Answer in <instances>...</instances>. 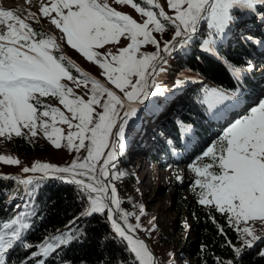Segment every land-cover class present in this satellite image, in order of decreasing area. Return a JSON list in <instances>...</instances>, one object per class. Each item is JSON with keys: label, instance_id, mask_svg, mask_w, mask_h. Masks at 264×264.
<instances>
[{"label": "snow or ice", "instance_id": "snow-or-ice-1", "mask_svg": "<svg viewBox=\"0 0 264 264\" xmlns=\"http://www.w3.org/2000/svg\"><path fill=\"white\" fill-rule=\"evenodd\" d=\"M114 2L130 5L145 19L137 22L111 7L108 0H48L39 9L67 45L97 64L113 87L83 72L67 57L54 55L59 51L55 37L35 31L26 22L32 18L31 13L21 18L14 10L0 9V137L29 138L40 132L56 148L65 141L69 151L80 153L83 149L87 153L65 167L34 163L22 169L33 175L0 177L15 180L24 190L23 205L16 204L11 216L0 217V264H7L6 257L17 247L27 254L28 264H48L54 254L58 256L72 242L81 241L85 234L76 227L77 221L93 214H106L111 231L131 256L128 264H156L145 242L135 235L142 227L143 205L134 216L136 222L130 223L129 217L134 214L122 209L112 183L119 179L112 169L118 157L125 154L127 131L134 128V118H138L144 101L164 94L158 78L167 71L168 57L174 51L199 43L202 51L215 55L244 10L257 12V6L264 7V0H166L173 12L168 15L156 0H142L146 6L134 0ZM153 9H159L158 13ZM202 22L206 23V34ZM169 25L173 34L161 46L153 33H163ZM121 38L129 43L115 52L99 51L118 44ZM145 44L153 45L155 51H141ZM72 68L79 76L71 74ZM233 71L239 80V69ZM62 80L72 81L77 88L90 84L88 98L76 95ZM47 96L56 97L70 116L45 104L41 98ZM230 99L232 96L212 89L206 93L205 102L211 109ZM57 123L67 125L66 134ZM205 158L209 162H204ZM0 161L19 164L17 159L5 156H0ZM189 169L196 177L192 190L197 203L226 217L227 227L237 233L240 247L226 238L236 258L227 264H239L246 249L264 240V98L224 129ZM49 179L74 184L86 204L65 230L57 229L34 244L26 238L37 216L34 203L29 201H34L40 184ZM210 219L216 224L214 217ZM256 222L262 226L260 234ZM218 229L223 235L225 229ZM259 255L264 257V250Z\"/></svg>", "mask_w": 264, "mask_h": 264}, {"label": "trees", "instance_id": "trees-1", "mask_svg": "<svg viewBox=\"0 0 264 264\" xmlns=\"http://www.w3.org/2000/svg\"><path fill=\"white\" fill-rule=\"evenodd\" d=\"M134 2L137 3L138 0ZM258 9L259 13L264 11L263 8ZM246 16V22L239 20L241 24L237 28V37H225L218 45L217 54L206 53L198 48L199 43H194L181 50L180 55L174 59L176 64L221 88L233 91L241 87L249 94L250 90L256 88L258 70L264 65V34L257 22L253 23L255 17L250 14ZM201 27L205 29L206 34V23L202 22ZM33 29L37 31L36 27ZM202 39L203 35L200 37L201 41ZM250 67L253 73L249 70ZM233 68L241 72L239 80L231 73ZM190 89L192 88L188 89L190 93L187 92V96L181 97L178 105L173 107V117L156 120L153 127L148 129L155 145L139 152L162 167L172 168L190 163L204 145L210 144L206 139L215 138L214 129L218 132L221 128L208 117L207 104L202 93L198 90L192 92ZM182 126H192L197 138L204 133L201 143L188 142L183 146ZM6 143L11 150L22 154H47L50 151L48 142L39 144L23 137L8 139ZM175 148H182L178 156L172 154V149ZM122 165L125 166L123 162ZM12 185H5L0 179V217L11 216L16 204L23 205V201H6ZM175 185L180 195L179 209L183 210L188 220L185 233L188 246L183 249L182 255L184 258H191V262L186 261L185 264H227V261L235 260L234 251L228 246L226 238L231 240L235 247L240 241L237 233L227 227L226 217L216 213L214 209L210 211L199 205L194 192L184 195L183 192L187 190V187L183 186L184 183ZM29 203H34L37 216L33 218L34 227L26 238L35 244L47 234H55L57 229L64 230L65 225L84 210L86 201L81 200L75 185L49 179L40 184L34 201ZM210 216L215 218L216 224ZM218 226L225 229L223 235ZM76 227L85 234L81 241L72 242L63 248L58 256L54 254L48 259V264H128L131 256L125 251V245L111 231L106 214L83 217L77 221ZM179 228L182 230V227ZM261 250H264V240L253 248L246 249L239 264H264V257L259 255ZM6 261L7 264H20L21 261L28 264V256L17 247L6 257Z\"/></svg>", "mask_w": 264, "mask_h": 264}, {"label": "rangeland", "instance_id": "rangeland-1", "mask_svg": "<svg viewBox=\"0 0 264 264\" xmlns=\"http://www.w3.org/2000/svg\"><path fill=\"white\" fill-rule=\"evenodd\" d=\"M156 2L164 7L168 15H173V12L167 8L166 0H156ZM44 3H48V0H0V9L14 10L15 14L21 18H25L31 13L32 18L27 19L26 22L33 28L36 27L38 33H41L44 36L55 37L56 43L59 45V51H54V55H63L67 57V59L73 61V63L83 72L99 80L101 83H104L106 86L113 87L108 84L106 78L101 75L103 70L100 69L97 64L88 61L79 52L67 45L66 39H64L60 31L50 23V19L40 14L39 9L41 4ZM108 3L115 10L131 16L133 19L137 20V22L142 23L143 19H145L144 17H141L140 14L136 13L130 5L117 4L114 0H108ZM137 3H140L141 6H146L143 4L142 0H138ZM257 7L264 9V7ZM153 10L157 13L159 11V9ZM248 14L255 17L253 23L255 24V22H257L264 34V11L262 10L261 13H259L244 10L234 27L228 32L226 36L227 38L237 37V28L241 24L239 20L246 22V15ZM172 34L173 29L170 25L167 26L166 31L163 33H153L154 37L161 43V46L166 40L171 38ZM127 43H129L128 40L121 38L118 44L106 45L105 48L99 49V51L115 52L117 48L124 47ZM198 48L201 49L199 46ZM141 51L150 53L155 51V47L150 44H145L142 46ZM165 67L167 71L162 73L158 78L164 94L152 96L150 106L143 109L140 113L138 112V118H134V128L127 131L125 154L122 156L120 165L115 170V173L119 175V179L112 182L117 187V193L121 201L122 209L134 214L129 217L130 223L136 222L134 216L139 214V206L143 205L144 215L141 217L140 221L142 227L137 230V232L148 239L151 247L156 253L159 264H185L186 261L191 262V258H184L182 255L183 249L188 246L187 241H185L188 220L183 210L179 209L178 199L180 198V195L178 190L175 189V183H184L183 186H186L187 190L183 192V194H191L193 192L192 189L196 177L189 169V165L192 164L197 157L201 156L209 146L218 140L224 129L229 127L236 119L247 114L250 107L255 106L259 99L264 98V65L263 68L258 70L259 78L256 88L250 90L249 94H246L241 87H238L233 91L221 88L189 70L181 69L174 59H170ZM249 70L251 73L254 72L251 67ZM231 73L236 77L233 69H231ZM71 74L73 76H79V73L76 72L75 68L71 69ZM239 74L241 75L240 71ZM177 80H182L183 83L177 85ZM62 83L67 87L72 88L76 95L83 96L85 99L88 98L87 93L88 89L91 87L90 84L88 88H85L83 85L77 88L76 84L72 81L62 80ZM189 88H192L190 89L192 92L198 90L202 93L205 101L206 93L212 89L224 92L232 96V99L226 100L223 104L217 105L211 109L206 102L208 117L215 123H218L221 128H219L218 132H216L217 129H214L215 138L206 139L210 144H208V146L204 145L196 155V158L190 163H185L181 166L176 165L172 168L162 167L159 164L153 163L139 152L145 151L147 148L150 149L151 146L155 145V142L150 138L151 135L149 134L148 129L153 127L156 120L173 117V107L178 105L181 97H186L187 94L190 93L188 91ZM116 91L119 94V90L117 89ZM41 99L45 104H48L51 107H57L65 112V115L70 116V113H67V110L64 109L63 105L59 103V100L56 97L47 96ZM154 108L155 110H153ZM131 123L132 122H130V124ZM56 126L62 128L64 134L67 133V125L57 123ZM185 128H187V132L184 131ZM181 131L183 134V146L188 142L194 143L200 141L201 143V139L204 137V133H201L200 137L197 138L192 126H182ZM14 137L15 136L13 135L12 138ZM23 138L39 144L48 142L50 145V151L47 154H39L35 152L22 154L11 150L6 143L8 139L0 137V156L11 157L19 161V164L16 165L0 161V175L11 177L20 176L21 178H25L28 175H33V173H23L22 169L24 167L30 168L34 163H46L57 167H65L68 166L78 155L83 159L87 154L83 149L80 153H77L74 150L69 151L66 147L65 141H61L62 146L56 148L51 141L40 132H38V135L35 137ZM180 146L181 144L179 147ZM181 149L182 148H180V150ZM180 150L177 148L172 149V154L178 156ZM183 153H185V150H183ZM122 162L125 166L122 165ZM204 162H209L208 158H205ZM36 175H38V173ZM177 176H180L181 179L177 180ZM2 181L5 185H8L9 183L13 184L9 188L6 201H21L24 196V190H16V181L11 179H3ZM24 198L26 199V197ZM254 226L257 229V233L260 234L262 231L260 223L256 222ZM179 227H182V230H179ZM237 247H240V244Z\"/></svg>", "mask_w": 264, "mask_h": 264}, {"label": "bare ground", "instance_id": "bare-ground-1", "mask_svg": "<svg viewBox=\"0 0 264 264\" xmlns=\"http://www.w3.org/2000/svg\"><path fill=\"white\" fill-rule=\"evenodd\" d=\"M170 59H171V58H169L168 60H170ZM151 98H152V96H150V101L146 104V106H142V107H140L141 109H140V108L138 109V112H139V113H140L143 109H145L146 107H149V106H150ZM119 165H120V163H119L118 165H116V167L113 168L112 171L115 172V170L118 168ZM112 183H113V182H112ZM22 189H23V186H20V185H18V184L16 185V190L21 191ZM135 235H136L138 238H140L141 240H143V241L145 242L146 245L149 244V246L151 247L150 242L148 241V239H147L145 236L139 234L138 232H136ZM151 249L154 251V249H153L152 247H151ZM154 253H155V251H154ZM154 259H155V261H156V264H159L158 259H157V256H156V253L154 254Z\"/></svg>", "mask_w": 264, "mask_h": 264}, {"label": "water", "instance_id": "water-1", "mask_svg": "<svg viewBox=\"0 0 264 264\" xmlns=\"http://www.w3.org/2000/svg\"><path fill=\"white\" fill-rule=\"evenodd\" d=\"M180 52H181V50H176V51H174L172 54H171V56H169L168 57V59L169 58H171V59H176L179 55H180ZM150 101V96L144 101V104L143 105H141L140 107H142V106H146V104L148 103ZM121 160H122V156L121 157H118V160H117V162H116V165H118L119 163H121ZM0 177H3L2 175H0ZM8 177H11V176H8ZM4 180H9V179H4ZM72 185H74V184H72ZM109 224H110V222H109ZM147 247L149 248V250L151 251V253L153 254V257H154V251L151 249V247L149 246V244H147Z\"/></svg>", "mask_w": 264, "mask_h": 264}]
</instances>
